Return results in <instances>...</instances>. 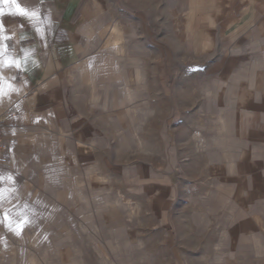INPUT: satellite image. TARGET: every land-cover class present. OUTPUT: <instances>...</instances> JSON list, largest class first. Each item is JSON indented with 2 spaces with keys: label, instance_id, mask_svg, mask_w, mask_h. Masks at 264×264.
<instances>
[{
  "label": "rangeland",
  "instance_id": "rangeland-1",
  "mask_svg": "<svg viewBox=\"0 0 264 264\" xmlns=\"http://www.w3.org/2000/svg\"><path fill=\"white\" fill-rule=\"evenodd\" d=\"M158 40L133 50L124 110L93 123V174L0 210V264H264V77L239 95L221 41L195 59L174 35L167 50Z\"/></svg>",
  "mask_w": 264,
  "mask_h": 264
},
{
  "label": "crops",
  "instance_id": "crops-1",
  "mask_svg": "<svg viewBox=\"0 0 264 264\" xmlns=\"http://www.w3.org/2000/svg\"><path fill=\"white\" fill-rule=\"evenodd\" d=\"M17 4L28 15L14 14ZM154 10L167 13L168 26H151ZM154 33L165 50L174 35L195 59L222 44L239 95L264 77L243 69L264 62V0H0L2 212L36 203L45 189L64 197L91 173L101 151L93 123L124 110L122 87L137 86L133 50L149 47ZM254 92L264 95L261 80Z\"/></svg>",
  "mask_w": 264,
  "mask_h": 264
},
{
  "label": "snow or ice",
  "instance_id": "snow-or-ice-1",
  "mask_svg": "<svg viewBox=\"0 0 264 264\" xmlns=\"http://www.w3.org/2000/svg\"><path fill=\"white\" fill-rule=\"evenodd\" d=\"M4 2L8 3L9 0H4ZM11 3L15 4L16 0H11ZM14 14L28 15V13L25 11V9L21 8L18 4L16 6V12Z\"/></svg>",
  "mask_w": 264,
  "mask_h": 264
},
{
  "label": "built area",
  "instance_id": "built-area-1",
  "mask_svg": "<svg viewBox=\"0 0 264 264\" xmlns=\"http://www.w3.org/2000/svg\"><path fill=\"white\" fill-rule=\"evenodd\" d=\"M2 129H3L2 122L0 121V151L2 149V144H3V142H2ZM0 160H1V158H0Z\"/></svg>",
  "mask_w": 264,
  "mask_h": 264
}]
</instances>
